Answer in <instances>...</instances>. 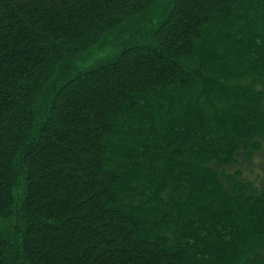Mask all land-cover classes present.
<instances>
[{
    "label": "trees",
    "instance_id": "16d2710c",
    "mask_svg": "<svg viewBox=\"0 0 264 264\" xmlns=\"http://www.w3.org/2000/svg\"><path fill=\"white\" fill-rule=\"evenodd\" d=\"M154 4L0 0V264H264V0H169L56 83Z\"/></svg>",
    "mask_w": 264,
    "mask_h": 264
},
{
    "label": "rangeland",
    "instance_id": "374dc122",
    "mask_svg": "<svg viewBox=\"0 0 264 264\" xmlns=\"http://www.w3.org/2000/svg\"><path fill=\"white\" fill-rule=\"evenodd\" d=\"M168 4L169 0H155V4L147 16L145 15L138 20L133 19L128 24L122 25L106 35L89 51L80 53L71 61L61 64L57 70L56 83L61 85L62 82L75 74L110 60L128 46L146 43L151 37L154 24L158 22L165 5ZM53 88L54 86H52Z\"/></svg>",
    "mask_w": 264,
    "mask_h": 264
}]
</instances>
